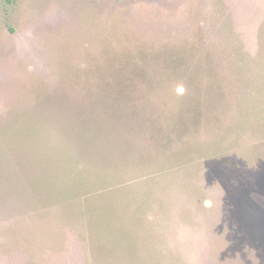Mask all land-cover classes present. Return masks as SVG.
<instances>
[{
	"label": "rangeland",
	"instance_id": "obj_1",
	"mask_svg": "<svg viewBox=\"0 0 264 264\" xmlns=\"http://www.w3.org/2000/svg\"><path fill=\"white\" fill-rule=\"evenodd\" d=\"M0 264H264V0H0Z\"/></svg>",
	"mask_w": 264,
	"mask_h": 264
}]
</instances>
